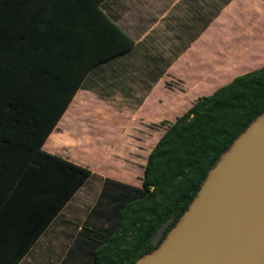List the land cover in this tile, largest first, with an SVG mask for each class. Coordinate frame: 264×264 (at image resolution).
Returning a JSON list of instances; mask_svg holds the SVG:
<instances>
[{"label": "crops", "instance_id": "obj_1", "mask_svg": "<svg viewBox=\"0 0 264 264\" xmlns=\"http://www.w3.org/2000/svg\"><path fill=\"white\" fill-rule=\"evenodd\" d=\"M25 10L21 30L37 57L28 83L39 100H62L60 109L72 98L30 162L43 152L92 175L62 209L47 206L48 216L58 213L46 228L0 226V264H15L28 235L33 243L16 264H94L119 198L141 189L136 179L168 127L264 67V0H33ZM156 124L165 130L159 140Z\"/></svg>", "mask_w": 264, "mask_h": 264}, {"label": "trees", "instance_id": "obj_2", "mask_svg": "<svg viewBox=\"0 0 264 264\" xmlns=\"http://www.w3.org/2000/svg\"><path fill=\"white\" fill-rule=\"evenodd\" d=\"M32 1L0 0V203H6L0 214L3 231L26 222L41 230L46 228L58 213L53 209L48 216L47 209L53 205L62 209L92 175L90 170L43 152L42 161L30 162L72 99L60 109L62 100H39L37 84L28 83L29 70L36 79L37 57L27 43L31 37L28 30H21V25ZM125 38L129 49L133 41ZM53 102L59 112L53 109ZM262 115L264 67L199 99L177 118L149 155L142 189L119 198L107 239L98 241L101 245L92 253L93 263L135 264L157 250L189 209L210 171ZM53 166L54 180L48 170ZM54 183L57 197L52 202L50 188ZM10 190L13 193L8 196ZM29 238L33 237L28 235L17 245L15 264L31 247Z\"/></svg>", "mask_w": 264, "mask_h": 264}, {"label": "water", "instance_id": "obj_3", "mask_svg": "<svg viewBox=\"0 0 264 264\" xmlns=\"http://www.w3.org/2000/svg\"><path fill=\"white\" fill-rule=\"evenodd\" d=\"M135 264H264V115L210 171L161 246Z\"/></svg>", "mask_w": 264, "mask_h": 264}, {"label": "rangeland", "instance_id": "obj_4", "mask_svg": "<svg viewBox=\"0 0 264 264\" xmlns=\"http://www.w3.org/2000/svg\"><path fill=\"white\" fill-rule=\"evenodd\" d=\"M152 129L155 131V136H156V139L155 140H159V138L163 135L164 133V126H162L161 124H156L154 126H152ZM153 136V134H152ZM152 144V143H151ZM141 150L142 152L145 151V153L147 152V150L149 149V146L147 144V146H144V145H141ZM141 180H143V170L140 171V177L136 179V182H141ZM141 189H142V186H141ZM157 239V237L155 238V240Z\"/></svg>", "mask_w": 264, "mask_h": 264}]
</instances>
